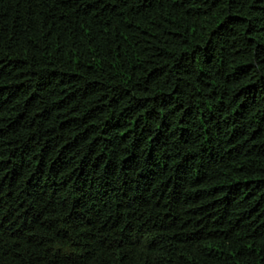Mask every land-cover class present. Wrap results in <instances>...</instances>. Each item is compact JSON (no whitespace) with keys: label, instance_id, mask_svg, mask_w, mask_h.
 Returning a JSON list of instances; mask_svg holds the SVG:
<instances>
[{"label":"trees","instance_id":"1","mask_svg":"<svg viewBox=\"0 0 264 264\" xmlns=\"http://www.w3.org/2000/svg\"><path fill=\"white\" fill-rule=\"evenodd\" d=\"M0 264H264V0H0Z\"/></svg>","mask_w":264,"mask_h":264}]
</instances>
